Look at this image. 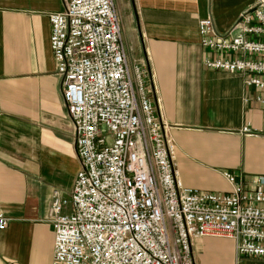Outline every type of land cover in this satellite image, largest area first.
Segmentation results:
<instances>
[{
    "label": "crops",
    "instance_id": "1",
    "mask_svg": "<svg viewBox=\"0 0 264 264\" xmlns=\"http://www.w3.org/2000/svg\"><path fill=\"white\" fill-rule=\"evenodd\" d=\"M129 66L146 65L153 100L176 147L186 189L229 194L232 175L264 178V93L249 76L212 71L199 25L230 32L256 0H114ZM64 0H0V264H53V190L69 199L81 169L62 78L51 50L50 15ZM132 55V59H129ZM196 264H264L239 258L234 241H193Z\"/></svg>",
    "mask_w": 264,
    "mask_h": 264
},
{
    "label": "built area",
    "instance_id": "2",
    "mask_svg": "<svg viewBox=\"0 0 264 264\" xmlns=\"http://www.w3.org/2000/svg\"><path fill=\"white\" fill-rule=\"evenodd\" d=\"M50 26L81 164L70 198L53 190L49 204L53 264H196L192 243L202 238L232 240L239 258L264 261V178L247 189L226 174L229 194L184 188L150 72L129 66L114 0H64ZM199 31L214 55L207 69L249 76L264 93V0L228 33L212 18ZM9 225L0 212V230Z\"/></svg>",
    "mask_w": 264,
    "mask_h": 264
},
{
    "label": "rangeland",
    "instance_id": "3",
    "mask_svg": "<svg viewBox=\"0 0 264 264\" xmlns=\"http://www.w3.org/2000/svg\"><path fill=\"white\" fill-rule=\"evenodd\" d=\"M129 59H132V55H131V57Z\"/></svg>",
    "mask_w": 264,
    "mask_h": 264
}]
</instances>
